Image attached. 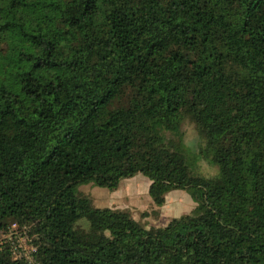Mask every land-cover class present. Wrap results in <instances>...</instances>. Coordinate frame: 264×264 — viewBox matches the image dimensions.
Returning <instances> with one entry per match:
<instances>
[{
  "label": "trees",
  "instance_id": "1",
  "mask_svg": "<svg viewBox=\"0 0 264 264\" xmlns=\"http://www.w3.org/2000/svg\"><path fill=\"white\" fill-rule=\"evenodd\" d=\"M138 174L154 206L195 208L147 230L74 193ZM12 223L35 251L0 240V264H264V0H0V238Z\"/></svg>",
  "mask_w": 264,
  "mask_h": 264
},
{
  "label": "rangeland",
  "instance_id": "2",
  "mask_svg": "<svg viewBox=\"0 0 264 264\" xmlns=\"http://www.w3.org/2000/svg\"><path fill=\"white\" fill-rule=\"evenodd\" d=\"M181 130L184 132V143L187 147L186 155L190 168L205 177L217 174L216 167H212L205 161H198L194 157V153L202 141L193 124L186 121ZM149 185L150 181L138 174L133 178L122 180L114 191L87 183L75 188L74 193L78 197L88 198L94 208H109L128 212L147 230L164 227L172 218L188 214L195 208V203L190 196L182 190L169 192L163 206H154L148 194ZM78 225L86 229L89 224L85 219H82ZM0 240L1 244L9 247L14 259L29 260L35 251L29 227H19L12 223L7 232L2 234Z\"/></svg>",
  "mask_w": 264,
  "mask_h": 264
}]
</instances>
